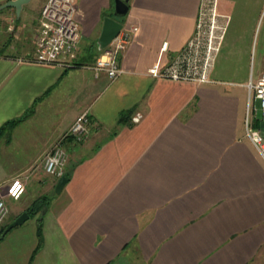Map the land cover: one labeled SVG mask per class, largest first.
I'll return each mask as SVG.
<instances>
[{"label":"crops","instance_id":"1","mask_svg":"<svg viewBox=\"0 0 264 264\" xmlns=\"http://www.w3.org/2000/svg\"><path fill=\"white\" fill-rule=\"evenodd\" d=\"M35 1L20 16L5 8L16 33L0 41V127L22 121L0 139V186L6 194L19 175L26 183L19 199L6 197L10 214L0 228L37 197L50 199L0 240V264L30 263L39 219L43 242L32 264H264V158L245 125L249 83L264 65L241 75L264 0H220L230 22L212 80L200 84L148 71L159 57L169 63L193 36L201 0H131L120 19L138 29L116 79L94 69L115 0H76L81 40L67 60L76 66L20 60L37 50L48 0L38 9ZM84 110L91 134L64 141L72 174L57 193L59 178L42 175L44 158ZM256 112L253 124L264 130ZM31 180L39 191L28 199Z\"/></svg>","mask_w":264,"mask_h":264},{"label":"built area","instance_id":"2","mask_svg":"<svg viewBox=\"0 0 264 264\" xmlns=\"http://www.w3.org/2000/svg\"><path fill=\"white\" fill-rule=\"evenodd\" d=\"M220 0H201L196 29L193 36L183 48L163 64L162 57L149 68V74L154 77H165L172 80L207 83L212 80V72L229 26L230 18L219 10ZM76 0H48L41 14V29L37 39V50L31 58H21V61H33L39 64H61L75 66L68 62V57L74 56L81 40V29L76 17ZM137 26H124L110 45L97 58L94 69L105 71L109 78L116 79L124 68L120 55L130 43L137 31ZM168 44L162 47L167 50ZM250 99L260 101L261 118L264 121V70L257 81L249 83ZM141 114L132 119L138 122ZM246 135L264 158V130L254 126L251 113L246 117ZM91 133V117L88 110L80 112L70 126L69 135L77 141H83ZM63 140V137L62 139ZM61 142V141H60ZM46 156L45 171L60 178L65 175L67 152L61 143ZM25 191V183L20 177H15L6 194L0 186V224L8 216L9 207L6 197L19 199Z\"/></svg>","mask_w":264,"mask_h":264},{"label":"rangeland","instance_id":"3","mask_svg":"<svg viewBox=\"0 0 264 264\" xmlns=\"http://www.w3.org/2000/svg\"><path fill=\"white\" fill-rule=\"evenodd\" d=\"M43 0H38V1H35L34 3V7L35 9H38L39 6L41 5V2ZM12 11H10V13L8 12L7 9H2L0 10V41H7L10 39V37H12L15 33H16V30L14 29V25L16 22H13V20H10L9 18H11L13 16V14L11 13ZM23 20V18H21ZM20 19V20H21ZM18 21V24L19 26L22 25V20L21 21ZM37 21H40L41 22V19L38 18ZM39 26H40V23H39ZM21 28H24L23 26ZM19 28L18 31L22 32L23 29ZM250 65H245V67H243L241 69V75H245V73H247L249 71V74L251 75H254L255 72H257V70L264 65V14H263V17L262 19L260 20L259 22V28L257 30V33H256V38H255V44H254V47L252 49V54H251V59H250V62H249ZM246 99V106H247V110L249 113H251L253 115V110H257V112L255 113V116H260L261 115V111H260V101L259 100H255L252 98V100L250 99V96L248 98V95L245 97ZM72 125V124H71ZM69 132H70V127L68 128V130L64 133L63 135V140L59 139L57 141V143H55V145L49 149L45 155V158H44V165L43 167H45V160H46V156L55 148V146L60 142L64 149L66 150L67 152V163L65 164V174L66 172H68L70 170V168L72 167V165L70 164V154H69V151L68 149L64 146V141L68 138H72L74 140V138L69 135ZM91 134V133H90ZM5 137V136H4ZM2 137V138H4ZM89 137V136H88ZM0 138V139H2ZM88 139V138H87ZM86 140V139H85ZM83 140V141H85ZM74 141H77V140H74ZM79 142V141H77ZM82 142V141H80ZM45 170V168H44ZM46 172V171H45ZM44 176V178L46 179H50L51 177H55L57 178L56 176H52L50 174H48L47 172L46 173H43L42 174ZM17 177H20L21 179H23L24 183H26L23 175H19ZM28 177V175L26 176ZM58 182V181H57ZM38 184L36 181H33L31 180L29 182V185H28V191L26 193V197L28 199H32L33 196L35 194L38 193ZM24 193V192H23ZM55 190L52 191L51 193V197L55 194ZM48 199H50V196L48 195ZM7 200V199H6ZM13 205L17 204L16 202H11ZM8 205V203H7ZM9 207V205H8ZM10 214V208H9V213H8V216ZM7 216V218H8ZM6 218V219H7ZM5 219V221H6ZM4 221V222H5ZM3 222V223H4ZM2 223V224H3Z\"/></svg>","mask_w":264,"mask_h":264},{"label":"water","instance_id":"4","mask_svg":"<svg viewBox=\"0 0 264 264\" xmlns=\"http://www.w3.org/2000/svg\"><path fill=\"white\" fill-rule=\"evenodd\" d=\"M31 1L32 0H8L0 5V10L12 7L16 10L17 15L20 16L24 6L29 4ZM130 1L131 0H115L114 16H106L104 18L103 29L98 39L100 49H106L124 27V24L120 18L127 15L130 8ZM68 180L69 178L66 175L59 178L55 187L57 193H60L63 190ZM46 209L47 205H44L42 212H44ZM29 217V212L27 210L23 211L6 226L3 233L1 234V237H4L16 226L26 222Z\"/></svg>","mask_w":264,"mask_h":264},{"label":"trees","instance_id":"5","mask_svg":"<svg viewBox=\"0 0 264 264\" xmlns=\"http://www.w3.org/2000/svg\"><path fill=\"white\" fill-rule=\"evenodd\" d=\"M76 66V64H75ZM124 118V117H123ZM122 119V118H121ZM22 121V118L18 117V118H13L10 119L8 121H6L1 127H0V138L6 136H10L12 130L16 127L17 124H19ZM72 174V170H69L68 172H66V176L68 178L71 177ZM48 202V196H40L37 197L33 203L31 205H29L28 207H26V210L29 212L30 215H35L37 213H39L42 208L44 207V205H47ZM10 222L5 223L1 228H0V240L3 239V237H1V234L3 233L4 229L6 228V226L9 224ZM38 239H39V243L38 246L36 248V250L34 251L30 263H33V260L37 254V252L39 251V249L42 246V242H43V232H42V221L39 219L38 222Z\"/></svg>","mask_w":264,"mask_h":264}]
</instances>
